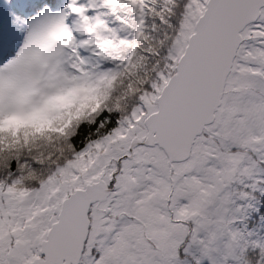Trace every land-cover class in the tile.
I'll list each match as a JSON object with an SVG mask.
<instances>
[{"label":"snow or ice","instance_id":"snow-or-ice-1","mask_svg":"<svg viewBox=\"0 0 264 264\" xmlns=\"http://www.w3.org/2000/svg\"><path fill=\"white\" fill-rule=\"evenodd\" d=\"M0 264H264V0H0Z\"/></svg>","mask_w":264,"mask_h":264}]
</instances>
